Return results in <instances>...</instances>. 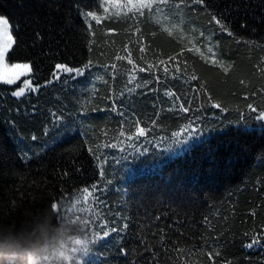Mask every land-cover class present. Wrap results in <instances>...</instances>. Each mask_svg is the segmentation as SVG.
Wrapping results in <instances>:
<instances>
[{
	"label": "trees",
	"instance_id": "16d2710c",
	"mask_svg": "<svg viewBox=\"0 0 264 264\" xmlns=\"http://www.w3.org/2000/svg\"><path fill=\"white\" fill-rule=\"evenodd\" d=\"M212 3L215 7L208 11L223 14L224 22L250 43L238 45L226 35L220 37L206 13H194L190 19L197 31L217 30L218 59L224 62L223 66L206 64L185 52L179 58L181 66L187 61L189 73L200 77L197 85L186 83L179 72L175 79L170 72L159 84L148 73H140L128 84L125 69L130 66L127 60H116L117 55L127 54L125 45L140 66L167 60L180 51L179 32L170 37L162 30H173L164 9L154 13L152 22L136 26L122 16L100 26L93 22V51L88 53L81 47V21L73 0H0V14L11 15L13 22L28 21L18 51L21 59L34 61L35 77L41 82L51 78L55 63H74L73 57L116 63V79L106 77L107 86L97 82L98 95L92 103L107 108L103 97L123 92L121 110L126 114L125 118L112 112L93 114L95 131H88V143H83V134L62 142L54 131L46 138L45 149L43 141L30 142L31 134L39 135L50 121L49 110H56L57 97L66 90L78 92L80 86L57 83L22 98L12 97L7 86H0V246L13 249L0 257V264H136L147 255L138 238V225L147 221L140 217L157 211H168L170 220L181 221L177 227L189 240L211 237V245L218 238V260L264 264V247L247 249L241 243L250 242L245 232L264 235V119L247 107L264 105V0ZM141 46L144 53L139 51ZM168 67L174 68L175 62L169 61ZM213 103L221 108L211 107ZM181 104L189 111H182ZM188 126L193 129L189 134ZM53 136H57L54 148ZM26 144L41 153L39 158L28 163L20 159ZM112 144L117 147H105ZM94 184L107 191L98 192L91 187ZM84 187L89 193L82 191ZM117 212L131 213L129 232L112 233L93 245L105 222L107 227L117 226ZM118 223L122 227L124 221ZM144 239L160 246L158 238ZM88 245L93 257L83 258ZM121 246L127 256L120 254ZM201 249L209 250L202 242L196 248L189 243L163 264H205Z\"/></svg>",
	"mask_w": 264,
	"mask_h": 264
},
{
	"label": "snow or ice",
	"instance_id": "6c2138e0",
	"mask_svg": "<svg viewBox=\"0 0 264 264\" xmlns=\"http://www.w3.org/2000/svg\"><path fill=\"white\" fill-rule=\"evenodd\" d=\"M73 2L76 5L77 16L81 21V33L79 37L81 47H86L88 53L93 51L92 45L94 43L93 38L95 37L93 22L96 26H100L102 23L112 21L117 16H122L125 22L131 20L133 26H136L142 22H152V17L157 10H166L164 14L168 17L167 23L171 25L173 30L161 26L162 30L170 37L174 35V31L179 32V36L176 39L181 44L180 51L175 56L170 55L167 60L160 59L158 63L140 66L132 58V52L127 50V46L125 45L127 54L124 56L117 55L116 60H127V65L130 66L125 69L126 73H128V84H132L140 73H148L151 80L159 84L162 77L165 81L167 80L170 72L174 79L177 78L175 74L179 72L182 78H186V83L191 81L199 85L200 77L194 71L189 73L187 61H184L183 66H181L179 58L185 52L196 54L206 64L223 66L224 62L218 59L219 37L217 36V30L209 27L205 30L197 31V28L194 26L195 21L190 19L194 13L197 15L200 12L206 13L209 17V25L214 23L217 26L220 37L226 35L232 38L238 45L250 43L248 40L243 39L242 34H238L224 22L226 17L223 14L208 11L215 7L212 0H122V2H119V0H73ZM115 9H119L120 11L117 12ZM173 21L177 22L173 24ZM27 23L28 21L21 20L13 22L11 15L0 14V86H7L11 92V96L15 98L39 93L43 89L54 86L57 83L63 86L74 83L80 86L78 92L66 90L63 97H57L56 110H49L50 121L42 126L39 135L36 133L31 134L30 142L43 141L41 147L47 149L48 141L46 138L51 136L55 131L59 134V140L62 142L70 143L76 139V136L83 134L85 137L83 143H88V131H95V128L91 124V121L94 119L93 114L112 112L121 118H125V111L121 110L123 92H120L117 96L115 92L109 90L111 94L103 97L109 105L107 108H100L97 104L92 103L93 98L98 95L97 82H101L107 86L108 79L106 77H110L112 80L116 79L118 71L116 63H94L93 59L89 56H85L79 60L73 57L74 63H55L53 70L50 72L51 78H45L41 82L39 77H35L33 71L34 61H30L26 57L21 59V53L18 51L23 43L21 33L24 25ZM136 31L140 32V28L136 27ZM152 35L155 36L156 33L153 32ZM139 51L144 53L145 47L141 46ZM141 61H143V57H141ZM169 61L175 62L174 68L170 69L168 67ZM224 71H227V67H224ZM89 84H91V87H88ZM136 86L139 87L140 85L137 84ZM145 86H147V82ZM193 91L195 92L196 89H193ZM168 95L175 97V93H168ZM175 98L179 99L180 97ZM208 99L212 100V96L209 95ZM211 107L219 109L221 105L213 103ZM247 107L258 119H264V105L248 104ZM180 108L184 112L189 111V108L185 107L184 104H181ZM124 122L127 123V120L125 119ZM133 123H138V121H133ZM187 131L189 134L193 132V129L188 126ZM68 133H75V136H68ZM139 133L143 136L144 129H139ZM120 135L123 136L124 133L121 132ZM172 135L175 137L180 134L173 133ZM65 137H67L66 140ZM52 139L54 142L52 147L54 148L57 136H53ZM105 147L115 148L117 145H105ZM21 151L22 156L20 159L25 163L39 158L41 155L37 149L27 144L25 149ZM94 151L92 147L88 148L89 153L94 154ZM121 151L123 152V149ZM29 153H32V155L30 156ZM104 175V171L101 170L100 176L104 177ZM111 183V181H107V184L110 185ZM91 187L101 193L107 191V189L102 188L99 184H94ZM82 191L89 193V188L84 187ZM99 198V196L96 197V199ZM85 200H87V196H85ZM53 203L55 205L58 201ZM252 215H256V213L253 212ZM116 217L117 226L107 227V223L105 222L103 225L105 230L102 235H97L96 239L92 241L93 245L98 241L106 240L112 233L120 236L129 232L133 224L131 213L123 215L121 212H117ZM140 218L147 221L138 225L140 230L138 238L143 244L144 253H147V255L142 256L136 264H163V260L170 258L173 252H179L182 247L189 243L192 245V248H196L200 246L201 242L209 249L207 252H203L201 249V254L205 257V264H231V261L218 260V257L221 255L220 251L216 249L218 238L211 245H208V239H211V237L205 238L201 236L199 242L195 239L189 240L186 234L177 227L181 221L175 218L170 220L168 211H157L155 214L146 213ZM204 219L206 220L207 218L205 217ZM121 220L124 221L122 227L118 223ZM149 235L152 239L158 238L159 247L151 244V241H145L144 237ZM244 236L250 240L246 244L241 241L244 248L264 247V235L256 232L249 235V233L245 232ZM161 248L163 251H161ZM133 252L135 255H140L137 249H133ZM120 254L122 256L128 255L122 246L120 247ZM81 257H93V251L89 245L88 250Z\"/></svg>",
	"mask_w": 264,
	"mask_h": 264
},
{
	"label": "clouds",
	"instance_id": "9594fccd",
	"mask_svg": "<svg viewBox=\"0 0 264 264\" xmlns=\"http://www.w3.org/2000/svg\"><path fill=\"white\" fill-rule=\"evenodd\" d=\"M12 251H13L12 248L0 246V257H3L5 255H10Z\"/></svg>",
	"mask_w": 264,
	"mask_h": 264
}]
</instances>
